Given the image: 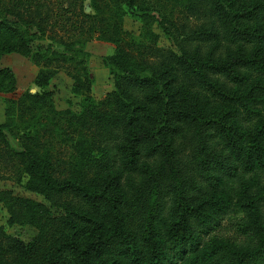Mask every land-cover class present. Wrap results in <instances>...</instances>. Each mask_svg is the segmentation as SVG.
Here are the masks:
<instances>
[{"label":"trees","instance_id":"trees-1","mask_svg":"<svg viewBox=\"0 0 264 264\" xmlns=\"http://www.w3.org/2000/svg\"><path fill=\"white\" fill-rule=\"evenodd\" d=\"M83 1L0 0V57L30 56L38 88L0 67V169L47 202L0 189L6 224L35 231L0 225V264H264V116L245 89L264 0ZM92 39L112 49L98 100ZM60 70L78 111L45 89Z\"/></svg>","mask_w":264,"mask_h":264},{"label":"rangeland","instance_id":"rangeland-1","mask_svg":"<svg viewBox=\"0 0 264 264\" xmlns=\"http://www.w3.org/2000/svg\"><path fill=\"white\" fill-rule=\"evenodd\" d=\"M85 11H89L88 0L83 1ZM123 29L129 33L137 34L140 27V22L133 15L126 14L123 18ZM38 42H34L35 45ZM43 43V42H40ZM255 47L248 46L249 56H252L255 65L258 67L255 70H250L247 76V85L245 89L251 87L250 91V108L254 110L258 116H264V43H258ZM85 49L88 52V66L92 78L90 94L94 100H98L107 91L113 89V81L111 74L101 65V57L112 51L111 46L105 43L90 40L85 44ZM7 66L14 73L16 78V87L19 90L29 89L30 91L38 90L31 80L36 71V66L33 65L30 56H22L18 53L4 54L0 57V67ZM70 79L60 70L51 79L45 89H51L53 92V100L57 108L68 107L73 111H78L80 108V96L74 95L69 91ZM4 94L0 93V121L2 120V108ZM236 107V106H235ZM23 180L16 182L9 172L0 169V189H7L13 194H19L36 200L47 203L42 197L36 193L30 192L23 186ZM259 188L264 189V179H260ZM259 188L254 189L256 193H263ZM260 195V194H259ZM260 197V196H259ZM264 205V198L261 199ZM240 210L228 215L227 219L236 221L241 217ZM7 213L5 207L0 203V225L9 235L15 236L22 241H26L34 234V229L29 226L7 225ZM228 231V224L223 223ZM232 233V231L228 232Z\"/></svg>","mask_w":264,"mask_h":264}]
</instances>
